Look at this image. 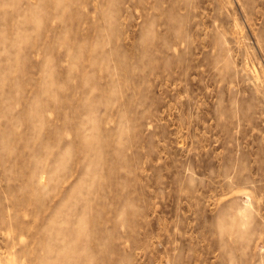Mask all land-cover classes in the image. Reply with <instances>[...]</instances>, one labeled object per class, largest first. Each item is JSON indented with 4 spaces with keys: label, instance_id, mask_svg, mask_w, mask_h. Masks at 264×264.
Listing matches in <instances>:
<instances>
[{
    "label": "rangeland",
    "instance_id": "rangeland-1",
    "mask_svg": "<svg viewBox=\"0 0 264 264\" xmlns=\"http://www.w3.org/2000/svg\"><path fill=\"white\" fill-rule=\"evenodd\" d=\"M0 264H264V0H0Z\"/></svg>",
    "mask_w": 264,
    "mask_h": 264
}]
</instances>
